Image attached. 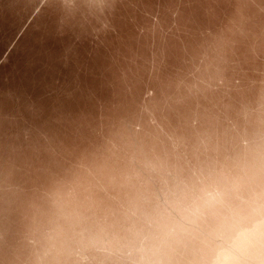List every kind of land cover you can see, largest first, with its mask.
Masks as SVG:
<instances>
[{
  "label": "clouds",
  "instance_id": "9594fccd",
  "mask_svg": "<svg viewBox=\"0 0 264 264\" xmlns=\"http://www.w3.org/2000/svg\"><path fill=\"white\" fill-rule=\"evenodd\" d=\"M227 92L217 67L0 170L20 264H264V91Z\"/></svg>",
  "mask_w": 264,
  "mask_h": 264
},
{
  "label": "rangeland",
  "instance_id": "374dc122",
  "mask_svg": "<svg viewBox=\"0 0 264 264\" xmlns=\"http://www.w3.org/2000/svg\"><path fill=\"white\" fill-rule=\"evenodd\" d=\"M217 67L224 103L264 91V0H0V170ZM13 219L0 206V264H20Z\"/></svg>",
  "mask_w": 264,
  "mask_h": 264
}]
</instances>
